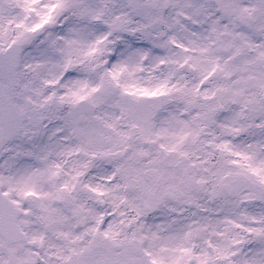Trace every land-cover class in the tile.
Returning a JSON list of instances; mask_svg holds the SVG:
<instances>
[{
    "label": "snow or ice",
    "instance_id": "1",
    "mask_svg": "<svg viewBox=\"0 0 264 264\" xmlns=\"http://www.w3.org/2000/svg\"><path fill=\"white\" fill-rule=\"evenodd\" d=\"M0 264H264V0H0Z\"/></svg>",
    "mask_w": 264,
    "mask_h": 264
}]
</instances>
